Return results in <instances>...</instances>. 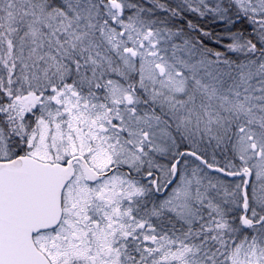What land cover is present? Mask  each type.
<instances>
[{
	"label": "snow or ice",
	"instance_id": "6c2138e0",
	"mask_svg": "<svg viewBox=\"0 0 264 264\" xmlns=\"http://www.w3.org/2000/svg\"><path fill=\"white\" fill-rule=\"evenodd\" d=\"M0 264H264V0H0Z\"/></svg>",
	"mask_w": 264,
	"mask_h": 264
}]
</instances>
